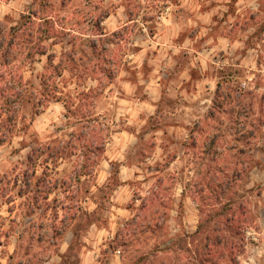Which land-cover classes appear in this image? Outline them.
Instances as JSON below:
<instances>
[{
	"label": "clouds",
	"instance_id": "1",
	"mask_svg": "<svg viewBox=\"0 0 264 264\" xmlns=\"http://www.w3.org/2000/svg\"><path fill=\"white\" fill-rule=\"evenodd\" d=\"M0 264H264V0H0Z\"/></svg>",
	"mask_w": 264,
	"mask_h": 264
}]
</instances>
